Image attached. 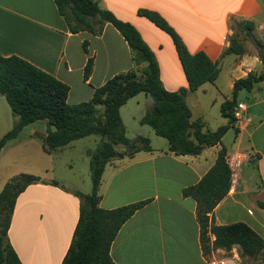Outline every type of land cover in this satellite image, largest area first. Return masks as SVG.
Instances as JSON below:
<instances>
[{
    "label": "crops",
    "instance_id": "0c3cea01",
    "mask_svg": "<svg viewBox=\"0 0 264 264\" xmlns=\"http://www.w3.org/2000/svg\"><path fill=\"white\" fill-rule=\"evenodd\" d=\"M97 1L103 9L138 30L158 62L160 80L167 91L188 89L183 67L170 35L139 15V9L153 10L164 17L191 54L204 51L212 61L218 62L220 73L216 82L188 91L185 97L192 112L191 121L201 120L204 132L210 131L205 128L207 108L221 106L232 98L235 81L252 71L249 60L261 62L258 55L222 54L230 45L235 24L243 21L237 17L257 23L263 8L262 0ZM0 55L18 56L66 83L70 87V105L89 101L94 91L115 75L128 71L142 75L146 66L144 62H136V55L110 23H106L100 33H72L54 0H0ZM89 59L92 70L85 79ZM129 101L121 107V117L122 109ZM145 104L144 113L132 117L134 130L131 137L123 117L122 120L127 137L131 141L139 137L149 138L152 151L141 150L133 156L114 158L102 175V209L147 201L118 232L110 250L114 263L244 264L238 247L230 251H204L197 203L184 196L183 190L196 185L204 177L215 164L219 151L225 147L233 170L232 186L215 208L214 222L217 225L244 222L264 239V209L258 206V202H264V116L254 117L246 106L243 119L228 130L222 144L205 147L196 156L176 155L169 151L168 141L159 140L164 138L157 136L154 130V134L149 130L145 135L141 132L146 128L140 120L153 102ZM8 109L4 102H0V139L18 120ZM223 119L219 127L228 124V119ZM236 129L239 130L237 134ZM47 130L46 121L28 124L17 138L7 142L0 159L10 149L28 141L37 142L43 150ZM231 133H234L233 144L226 145L224 138L233 136ZM246 133L248 144L244 146ZM24 134L25 138H22ZM73 142L49 155L61 153ZM89 149L85 148L86 155ZM116 149L121 153L128 150L125 146ZM67 166L72 168L71 164ZM109 167L111 171L106 176ZM88 168L90 174V157ZM48 172L46 169L43 173H36L41 181L29 185L18 196L14 207L8 240L22 264L62 263L79 219L80 199L74 193L88 194L72 182L57 179ZM12 177L0 176V192ZM53 181L58 184L52 185ZM211 240H214L213 236Z\"/></svg>",
    "mask_w": 264,
    "mask_h": 264
},
{
    "label": "trees",
    "instance_id": "16d2710c",
    "mask_svg": "<svg viewBox=\"0 0 264 264\" xmlns=\"http://www.w3.org/2000/svg\"><path fill=\"white\" fill-rule=\"evenodd\" d=\"M59 14L72 33L102 32L110 23L123 36L140 61L146 64L142 75L128 71L115 75L94 91L92 99L76 105L68 103L70 87L55 76L39 69L18 56L0 55V95H3L18 120L13 128L0 139V153L7 142L18 137L28 124L46 121L48 124L42 148L51 154L72 141L97 135L102 139L95 149L87 150L90 157L92 189L88 194L75 192L80 199L79 219L72 242L61 264H115L111 246L124 223L142 208L147 201L124 205L115 209H102L101 182L106 165L114 158L133 156L144 150L152 151L150 139L139 137L131 141L126 135L120 109L131 98L144 93L153 99L152 106L141 118L142 125L150 126L157 136L168 141L169 151L176 155H200L205 147L222 144V139L236 124L234 115L238 94L252 91L264 81V56H260L263 71H250L246 77L235 81L233 96L221 105V114L228 124L215 131H203L201 120L191 121L192 112L186 103L188 91H196L205 83L214 84L220 67L204 51L191 54L182 38L158 12L139 9L157 27L168 33L176 48L183 67L188 89L169 92L160 80L158 62L138 30L130 23L118 19L111 11L103 9L97 0H54ZM249 33L255 28L253 21L236 24ZM244 46L236 36L230 38L226 54H244ZM92 61L88 60L84 78L88 79ZM98 106L103 107L99 112ZM239 132L236 129V134ZM136 141L142 145H136ZM117 146L127 147L126 153L118 152ZM233 170L225 147L219 151L212 168L193 186L183 190V195L197 203V218L204 251L222 249L230 251L238 247L244 264L264 254V239L244 222L217 225L214 210L228 195L232 186ZM41 181L39 176L22 173L12 177L0 192V264H22L8 240V231L18 196L32 184ZM56 181L52 185H57ZM264 209V202H258ZM211 236L214 240H211Z\"/></svg>",
    "mask_w": 264,
    "mask_h": 264
},
{
    "label": "rangeland",
    "instance_id": "374dc122",
    "mask_svg": "<svg viewBox=\"0 0 264 264\" xmlns=\"http://www.w3.org/2000/svg\"><path fill=\"white\" fill-rule=\"evenodd\" d=\"M262 11L261 16L257 20L256 27L249 33L245 29H240L236 24L233 28L231 37L236 36L238 41L244 46V55L253 56L258 55L264 56V0H262ZM238 20L248 21L244 17H237ZM235 56H233L234 58ZM139 62V56H137ZM249 65L252 67L254 72H262L263 65L261 62H256L254 59L249 60ZM0 102H4L6 108L12 113L10 106L3 95H0ZM146 102H153L150 96L144 93L138 94L136 97L131 99L129 103L122 109L123 120L128 127L129 136L133 135L134 121L132 117L134 115H141L145 111ZM237 102H242L248 107V112L254 117L258 115L264 116V82L255 86L254 90L246 91L242 90L238 94ZM99 112L103 111L102 107L98 108ZM207 125L206 129L215 131L219 128L220 121L224 120L221 114V106H213L207 108ZM246 119V118H245ZM141 132L146 134V130L153 133V129L144 125ZM229 137L224 138L226 145L233 144L234 133H231ZM25 138V134L21 135ZM162 138V137H160ZM99 139V136H90L83 139H79L72 143V146L61 153L55 155H49L38 147L37 142L28 141V143L21 144L17 148L10 149L0 159V176L3 178L14 177L16 175L26 173L38 176L36 173H43L48 169V175H54L57 179L64 181H70L75 184L79 189L91 192L92 189V177L91 171L89 174V157L85 154L84 150L86 147L95 149L98 145L95 140ZM165 140V139H159ZM165 142V141H163ZM248 144V133L245 134L243 145ZM136 145H142L141 142L136 141ZM120 149L123 147H119ZM3 151V150H2ZM71 164L70 169L67 165ZM110 167L106 171V176L110 173ZM70 174V176H68ZM70 179V180H69ZM66 186H70V183H65ZM249 264H264V254L259 255L253 260H247Z\"/></svg>",
    "mask_w": 264,
    "mask_h": 264
},
{
    "label": "built area",
    "instance_id": "2783aa9c",
    "mask_svg": "<svg viewBox=\"0 0 264 264\" xmlns=\"http://www.w3.org/2000/svg\"><path fill=\"white\" fill-rule=\"evenodd\" d=\"M247 107L244 103L239 102L234 110V115L236 118V123L240 122L243 119V115L246 113Z\"/></svg>",
    "mask_w": 264,
    "mask_h": 264
}]
</instances>
